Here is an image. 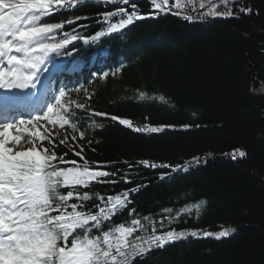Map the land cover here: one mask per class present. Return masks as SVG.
I'll return each mask as SVG.
<instances>
[{
  "label": "trees",
  "instance_id": "obj_1",
  "mask_svg": "<svg viewBox=\"0 0 264 264\" xmlns=\"http://www.w3.org/2000/svg\"><path fill=\"white\" fill-rule=\"evenodd\" d=\"M132 4L138 18L113 30V24L131 14ZM222 4L215 8L223 13ZM241 4L251 13L213 18L207 15L209 3L197 9L168 4L164 11H153L151 0L127 5L123 0H77L34 25H61L40 42L54 51L43 53L31 45L30 54H45L46 68L60 69L58 86L65 95L47 119L43 114L11 132L22 135L9 146L68 153L65 160L79 164L83 161L73 151L83 146L90 167L99 163L106 165L102 170L116 173L104 178L116 183L78 188L89 193V207L99 203V196L137 188L128 207L106 221L103 231L122 223L131 227L134 219L141 221V230L131 240L150 235L153 227L158 232L234 229L218 240H178L134 264H264V0H240L227 8ZM120 7L126 8L124 16L103 19ZM97 32L105 35L94 39ZM61 109H69L68 115ZM92 111L128 119L132 128L92 116ZM146 126L163 127L135 131ZM233 149L246 156L233 159ZM141 160L157 167H145ZM176 166L180 168L174 170ZM201 200L206 204L199 216L195 209L177 216L185 205Z\"/></svg>",
  "mask_w": 264,
  "mask_h": 264
},
{
  "label": "snow or ice",
  "instance_id": "obj_2",
  "mask_svg": "<svg viewBox=\"0 0 264 264\" xmlns=\"http://www.w3.org/2000/svg\"><path fill=\"white\" fill-rule=\"evenodd\" d=\"M69 2L76 4L77 0H15V2L0 0V89L11 90L14 87L24 89L32 84L29 81L33 80L34 76L25 75L19 79H13L14 74L11 71L6 74L3 58L7 56L9 69L16 66H20L19 71L36 69L43 63V59L29 53L31 45H39L43 53L54 51V46L40 42L53 30L61 28V25H34L42 17L64 10ZM103 2L107 4L109 0H103ZM123 3L127 5L131 3V0H123ZM223 3L227 9L225 12L220 13L213 9L207 15L213 18L216 16L227 18L234 14L251 13V9L242 4L238 9L227 8L228 4L240 3V0H223ZM151 4L154 6L153 11H164L163 3L151 0ZM125 14L126 8L120 7L119 13L106 12L103 14V19L109 20L116 15L124 16ZM134 18H138V15L135 4H132L131 14H128L126 19H122L118 26L113 24L111 27L113 30L124 29L126 25L133 22ZM103 35L105 34L97 32L94 39ZM7 37L12 39H6ZM65 43L68 42L65 41ZM84 43L88 41L85 40ZM13 51L24 53V59L9 55ZM5 75L8 76L7 81ZM64 95L65 91H60L59 96L56 97L57 106L60 105V97ZM144 97L145 93L140 92L139 98ZM88 99L90 100L91 97ZM158 99L164 100V97L160 96ZM77 107L83 109L84 105H77ZM52 110L53 106L50 105L44 113L45 119ZM61 110L64 116L68 115L69 109ZM90 115L110 119L132 128L130 120L116 115L109 116L107 113L96 111H92ZM38 118V116L35 117V119ZM19 123L23 125L25 120L21 118ZM3 126L5 129L11 128V124ZM72 126L76 127L75 124ZM162 127L146 126L144 129L136 128L135 131L159 132ZM21 135L20 132L13 135L7 130L0 131V264H134L137 258L143 260L151 251L163 249L178 240L201 236L218 240L229 236L230 232L234 231V229H225L211 233L199 230L177 231L173 228L158 232L153 227L150 235L137 236L135 240H131L133 233L141 230L139 219L132 220L131 227H126L122 223L103 231L104 223L127 208L131 203L129 199L131 193L138 189L133 188L114 196L110 195L106 199L104 196H99V203L89 207L85 203L91 199L89 193L85 191L81 194L78 188H87L93 182L116 183L114 179L111 181L104 179L114 177L116 173L102 170L106 165L99 163L90 167L82 155L83 146H79V151H73V155L81 158L82 164L76 160H65L68 153L57 156L56 152L52 151L49 154L47 148L15 151L9 145L12 141L18 142ZM45 136L48 134L45 133ZM83 136L84 130H81L80 137ZM49 139L55 147V140L51 136ZM71 139L74 142L76 137ZM67 140L66 136L59 143L64 144ZM231 156L233 159L242 158L246 156V152L233 149ZM193 160L196 161V158ZM196 162L199 163V161ZM139 163L145 167H157L155 163L147 160H141ZM61 164L67 166L61 167ZM161 167L167 166L161 165ZM179 168L180 166H176L174 170ZM125 182H127L126 178ZM64 188L68 189L66 193L61 191ZM73 200L76 202H71ZM205 204L206 202L201 200L191 206L185 205L179 210L177 216L181 213L190 214L193 209L199 216ZM166 211L171 212V209ZM133 213L134 210H131L130 215ZM93 231L99 234L93 235Z\"/></svg>",
  "mask_w": 264,
  "mask_h": 264
},
{
  "label": "rangeland",
  "instance_id": "obj_3",
  "mask_svg": "<svg viewBox=\"0 0 264 264\" xmlns=\"http://www.w3.org/2000/svg\"><path fill=\"white\" fill-rule=\"evenodd\" d=\"M219 1L222 3L223 0H167V2L165 3V0H157L158 3H163L164 5H168V4H173L176 7L179 8H186V9H197V5H202L204 6L206 3H209V6L207 5V12H211L213 9L216 12H220L222 13V11L217 10L215 8V5L219 3ZM224 4V3H223ZM223 4L221 5V9H223ZM202 9V8H201ZM6 39H12V37H7ZM31 50V49H29ZM7 51V50H5ZM9 55H16L18 58H20L21 60L24 59V53H18V52H11L9 53ZM3 67H4V71L7 74L9 71H11L14 75H13V79H19L22 76L28 75V76H34V79L29 81L30 84L29 87H26L24 89H19L18 90H28V89H35L38 90L39 88L43 87L44 82H45V78H46V74L45 72H43L40 69V66H38L36 69H32V70H25V71H19L18 69L20 68V66H16L12 69H9L8 67V62H7V56H5L3 58ZM5 80H8V76L5 75ZM17 89V88H15ZM53 109L55 108L56 104L52 103ZM1 126H0V130H1ZM230 229V228H227ZM225 230V229H222ZM221 231V230H220ZM219 232V231H218ZM211 233H217V232H211Z\"/></svg>",
  "mask_w": 264,
  "mask_h": 264
}]
</instances>
